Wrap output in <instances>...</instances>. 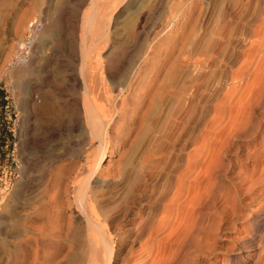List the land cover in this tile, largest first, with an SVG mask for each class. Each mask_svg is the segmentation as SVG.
Returning a JSON list of instances; mask_svg holds the SVG:
<instances>
[{"label": "bare ground", "instance_id": "6f19581e", "mask_svg": "<svg viewBox=\"0 0 264 264\" xmlns=\"http://www.w3.org/2000/svg\"><path fill=\"white\" fill-rule=\"evenodd\" d=\"M120 1L88 0L78 34L75 10L48 13L74 50L53 70L31 68L33 55L14 70L29 152L0 219V264L210 261L220 224L247 215L243 191L259 209L227 264H264V165L240 168L228 189L218 175L234 139L255 140L247 159L264 155V0L238 3L235 23L215 9L207 34V0H148L101 57Z\"/></svg>", "mask_w": 264, "mask_h": 264}, {"label": "rangeland", "instance_id": "374dc122", "mask_svg": "<svg viewBox=\"0 0 264 264\" xmlns=\"http://www.w3.org/2000/svg\"><path fill=\"white\" fill-rule=\"evenodd\" d=\"M207 1L209 2V9L203 23V29L205 30V33L206 31L209 32L211 28V22L212 19H214L213 17H215L216 15V10H219V8L222 9L224 19L229 17L234 20L236 15V12L234 11L235 6L238 3H243V1L245 2L246 0ZM61 2H63V4ZM64 2V0H0V219L2 218V216H4L3 209L5 208V206L7 208V206L9 207L11 204H13L14 201L12 196L15 195L14 193L16 192L17 188L23 182L24 178L21 179L24 175V169L22 168V166L25 168L24 161L29 152V150L24 149L25 147L22 146L20 141H18L20 138L18 137L19 130L25 122V116L27 115L25 113V110L22 111L24 108L21 105L18 91V79L14 71L16 70L17 66L19 68V64L18 62H15L13 65H11L8 60L12 59L16 42H19L22 40V38H24L28 23L30 22L29 20L34 16V18L42 21L43 26L41 30L33 33L34 45L31 48L32 51L30 50L26 59L29 60V57L33 55L34 59H31V68L37 69L39 72H41V70L45 71L47 68L49 70H53L52 67L55 69L59 66H57V64H60L62 55L58 52H60L61 50L69 52L72 51V49L74 50V48H72L73 46L70 43L69 35L67 33L61 34V31L59 30L60 25L55 24L54 26L53 24L52 26L50 22L52 21L53 17H57V14L59 13L58 10L61 9L62 6L64 8L63 12L65 10V14L63 13L64 15H68L70 14L69 12L72 13V11L74 12L75 10L74 13H76V16L74 13L72 14H74L73 20H75L76 27L78 26L79 28L77 29L78 34L80 33L79 24H81V14H83V11H86L88 7V0H78V5L74 0H69V3H66L67 5L64 4ZM145 2L147 3L148 0H141V2H139V0L120 1L121 4L119 3L117 10L114 11L111 15L110 22L105 26V29L108 32L106 34V41H101L99 43L100 46L98 44L99 48L97 46L95 49V51L99 52L100 55H103L101 57H104V54H110L109 51H111V49H113V51L115 52L116 49L113 46L114 42L117 40L119 41L124 33L130 32L137 26L140 14L142 12L141 10H143V7H145L144 5H146ZM74 3L77 6H73ZM218 5L219 7H217ZM59 6L61 7L59 8ZM200 6L201 5L199 1L191 5L190 12L192 13V15L196 14ZM48 13H51L53 17L51 15L49 16ZM143 18L144 17H142V20ZM142 20L138 25L139 31H142ZM187 20L188 19H186V21ZM233 20L232 22L235 23V20ZM181 22V17L178 18L175 22L174 26L177 27V30L175 32L176 34H178V27ZM15 24L20 25L19 31L17 30L18 32H14V29L16 27ZM50 26L51 28H49ZM206 27H209V29ZM184 28H186V26ZM59 33L62 37L59 36ZM60 45L61 47H59ZM51 58L53 60H51ZM46 61L47 63H49L47 64ZM53 61H57L56 64ZM47 65L50 66L51 69ZM61 93L66 94L68 93V91L63 87ZM210 133L211 132L209 131L208 134L210 135ZM57 136H62V138H65L66 133L62 131H60L59 133L56 132L55 137ZM254 144L255 140L253 138L234 139L232 141V145L230 146L232 147L230 148V151L226 155L222 156V162L231 167L230 170L228 172H224V174L222 171L218 173L220 182L227 189L231 186V184H233L230 181V178L237 175V172L240 168L250 166L252 164L264 165V155L254 160L247 159V157H249L247 155L250 153V150L253 148ZM22 153L24 154V156H22ZM242 187L244 188L245 186L243 185ZM243 194L241 195L242 203L240 204L239 210L243 214L247 213V215L239 221L231 222L229 221V219H226L225 222L220 224L221 226L219 228V233L217 232L213 235L214 237L212 246L214 247L212 248L210 261H203L199 264H203L204 262H207V264L211 262H214V264H227L229 257L225 253L226 251H224V249L226 250V248H230L229 243L235 241L236 238V240H238V238H241L242 235L244 236L245 231L253 228L255 224L254 214L259 209V205H254V207L253 205L251 207L248 206L246 203L250 202L252 195H246L245 191H243ZM215 220L218 221L216 218ZM258 227L260 228V225H257L256 230L258 229ZM0 228L3 230L4 226L1 225Z\"/></svg>", "mask_w": 264, "mask_h": 264}, {"label": "built area", "instance_id": "2783aa9c", "mask_svg": "<svg viewBox=\"0 0 264 264\" xmlns=\"http://www.w3.org/2000/svg\"><path fill=\"white\" fill-rule=\"evenodd\" d=\"M42 26L43 23L41 20H32L28 23L24 38L21 41L16 42L13 61L20 62L27 58L33 46V33L41 30Z\"/></svg>", "mask_w": 264, "mask_h": 264}]
</instances>
